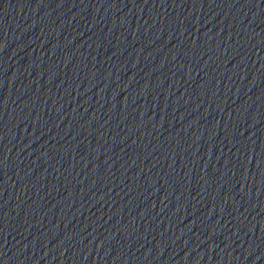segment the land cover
<instances>
[{
	"label": "water",
	"instance_id": "water-1",
	"mask_svg": "<svg viewBox=\"0 0 264 264\" xmlns=\"http://www.w3.org/2000/svg\"><path fill=\"white\" fill-rule=\"evenodd\" d=\"M0 264H264V0H0Z\"/></svg>",
	"mask_w": 264,
	"mask_h": 264
}]
</instances>
